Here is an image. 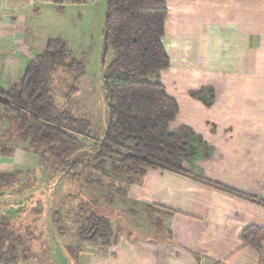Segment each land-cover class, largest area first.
Listing matches in <instances>:
<instances>
[{
  "label": "crops",
  "instance_id": "obj_1",
  "mask_svg": "<svg viewBox=\"0 0 264 264\" xmlns=\"http://www.w3.org/2000/svg\"><path fill=\"white\" fill-rule=\"evenodd\" d=\"M102 1L0 0V90L50 39H64L57 29L67 10ZM165 1L170 65L158 80L179 105L170 132L190 130L183 167L257 200L151 169L128 195L156 213L152 233L119 219L107 248L83 241L90 245L75 249L74 259L54 250L44 259L36 242L18 264H264V242L259 250L242 239L248 227L264 228V0ZM39 222L21 220L17 229Z\"/></svg>",
  "mask_w": 264,
  "mask_h": 264
},
{
  "label": "trees",
  "instance_id": "obj_2",
  "mask_svg": "<svg viewBox=\"0 0 264 264\" xmlns=\"http://www.w3.org/2000/svg\"><path fill=\"white\" fill-rule=\"evenodd\" d=\"M167 14L165 0H107L101 68L105 70L108 127L93 158L98 161L117 158L118 171L128 180L127 185L144 183L151 169L170 170L242 198L257 200L181 166L190 130L170 132L169 124L177 116L179 105L158 80L160 72L170 65L162 43ZM110 50L114 57L107 65ZM60 68L70 74L78 72L80 76L86 73V67L74 57L66 40L50 39L22 77L9 90H0V107L12 115L10 136L28 141L45 169L72 174L77 169L72 160L73 148L78 144L67 131L74 135L86 133L91 123L56 108L52 83ZM6 176L2 175V182ZM114 200L115 196L110 195L107 202L112 204ZM93 204L86 200L80 206L82 214H87V208L91 212L83 220L78 235L85 242L104 240L103 248H107L112 237V217L100 213ZM9 238L0 234V264L20 262L17 242H9ZM242 239L245 246L260 250L264 228L250 226L243 231ZM63 249L70 259L75 258V249Z\"/></svg>",
  "mask_w": 264,
  "mask_h": 264
},
{
  "label": "rangeland",
  "instance_id": "obj_3",
  "mask_svg": "<svg viewBox=\"0 0 264 264\" xmlns=\"http://www.w3.org/2000/svg\"><path fill=\"white\" fill-rule=\"evenodd\" d=\"M105 6L106 2L102 1L91 7L69 9L57 29L68 41L74 57L86 67L84 76L60 68L52 83L58 111H67L91 123L86 133L74 135L67 131L78 144L73 148L72 160L77 168L74 173L45 169L28 141L10 136L12 115L0 107V207L4 212L0 216V234L9 235V242H17L20 260L29 256V244L32 246L36 242L39 245L35 244L37 250L34 251L44 259L52 250L59 254L64 252L63 247L77 250L90 245L78 235L83 220L91 212L89 208L87 214L80 211L86 200L95 202L93 206L98 207L100 213H109L112 222L125 219L134 229L146 233L154 229L149 222L155 219L156 213L129 198L128 180L118 171L119 160L93 158L108 127L105 70L101 68ZM113 57L114 52L110 50L106 56L107 65ZM186 157L182 158L181 166ZM2 175H7L5 182H2ZM110 195L115 196L112 204L107 202ZM21 220L42 221L43 224L39 222L40 227L30 226L25 230L19 225L18 230ZM37 246H41L39 250Z\"/></svg>",
  "mask_w": 264,
  "mask_h": 264
}]
</instances>
